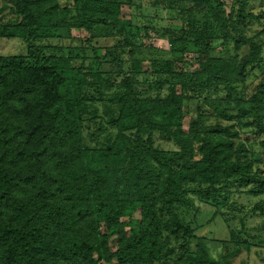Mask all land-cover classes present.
<instances>
[{
    "label": "trees",
    "instance_id": "16d2710c",
    "mask_svg": "<svg viewBox=\"0 0 264 264\" xmlns=\"http://www.w3.org/2000/svg\"><path fill=\"white\" fill-rule=\"evenodd\" d=\"M159 3L182 24L163 34L180 55L152 59L148 77L133 49L160 17L148 5L0 1V38L27 49L0 55V264H227L241 249L211 259L191 216L195 198L227 204L225 191L252 180L248 194H264L241 134L264 133V83L240 91L263 60L246 33L260 17L253 0ZM74 29L89 35L82 46L48 43ZM104 36L113 43L99 47Z\"/></svg>",
    "mask_w": 264,
    "mask_h": 264
},
{
    "label": "rangeland",
    "instance_id": "374dc122",
    "mask_svg": "<svg viewBox=\"0 0 264 264\" xmlns=\"http://www.w3.org/2000/svg\"><path fill=\"white\" fill-rule=\"evenodd\" d=\"M1 1V0H0ZM136 3L148 5L145 13L148 11H157L160 15L152 24L147 22L150 26L149 34L142 37V31H138L136 35L141 37V44L138 47H134L135 53L144 59V70L149 71L148 77H152L150 70L152 59H170L173 56H177L174 52L176 48L175 44L172 45L171 41L163 36L165 35V27H171V29L179 30L182 27L181 22H178L173 15V10H167L159 3L160 0H134ZM154 1H157V6L154 5ZM65 5V1H62ZM155 7V8H154ZM161 9H160V8ZM255 14L259 15L260 20H250L247 26V35L249 37H255L257 41L264 44V0H253L252 6H250ZM124 16L129 18V14L125 13ZM144 24V23H142ZM140 24V26H143ZM162 30V32H160ZM72 41L61 38H52L48 40V43L56 45H66L67 47L73 43L74 46L80 47L83 44V40L89 37L86 31H80L78 29L72 30ZM162 33V35L160 34ZM99 47H106L113 43L112 39L108 37H100L96 39ZM215 47L219 48L221 41H216ZM26 44L19 38H0V55H18L26 54ZM103 52L100 51V54ZM215 54V52H214ZM200 56L199 52H193L186 54L185 61L183 63V69L186 72L194 73L197 71L198 60ZM263 60L261 65L253 66L248 69L247 76L245 78L244 85L240 87L241 93L246 94L247 97L264 83V50ZM89 62H87L88 64ZM92 63V61H91ZM94 66V65H93ZM250 129L243 130V140L250 144V155L253 159V165L250 175L258 172V177L264 179V133L260 134L258 131L253 130V134L249 135ZM252 133V132H251ZM165 150L175 149L173 142L162 140L158 137L157 143ZM252 184L246 187L233 186L228 191L224 192L229 198L227 204L211 203L206 200H200L195 198V206L198 208L196 213L191 216L196 220V224L200 225L204 229L200 232V236L205 241L209 255L211 259L219 260L227 252H233L236 244H241V249L235 256L229 259L227 264H264V227L262 222L264 221V210L259 214L253 213V208L256 204L264 201V194L251 195L248 194L254 186L257 185L255 180H252ZM248 213L249 217L243 220V215ZM138 216V214H136ZM188 216V214H187ZM244 221V222H243ZM232 232L235 233L233 236ZM239 236V242H236L235 238ZM235 237V238H234ZM237 239V238H236ZM244 242L252 245L248 250L244 246ZM176 243L175 246H179ZM194 243L191 248L195 247ZM178 252H182L181 249H177ZM109 264H118L117 260L112 261Z\"/></svg>",
    "mask_w": 264,
    "mask_h": 264
}]
</instances>
